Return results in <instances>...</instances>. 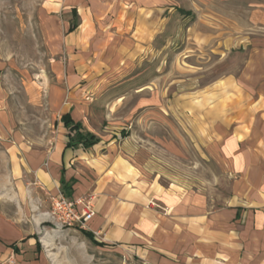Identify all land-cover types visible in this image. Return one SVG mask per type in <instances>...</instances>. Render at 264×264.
I'll use <instances>...</instances> for the list:
<instances>
[{"label":"rangeland","instance_id":"rangeland-1","mask_svg":"<svg viewBox=\"0 0 264 264\" xmlns=\"http://www.w3.org/2000/svg\"><path fill=\"white\" fill-rule=\"evenodd\" d=\"M62 6L0 0V211L12 215L13 199L25 201L26 153L48 159L75 134L61 124L71 102L92 106L90 126L112 157L148 184L133 179L135 187L221 207L235 178L223 137L264 111V0H121L99 6L98 17ZM81 24L92 38H67ZM69 74L81 76L71 89ZM53 195L45 194L53 264H160L142 245L60 227ZM177 259L162 264H189Z\"/></svg>","mask_w":264,"mask_h":264},{"label":"crops","instance_id":"crops-1","mask_svg":"<svg viewBox=\"0 0 264 264\" xmlns=\"http://www.w3.org/2000/svg\"><path fill=\"white\" fill-rule=\"evenodd\" d=\"M112 1L117 5L121 0ZM111 4L63 0L62 8L98 17L95 10ZM83 27L81 24L67 38L74 37V42L92 38L88 32L78 31ZM69 75L71 89L81 76ZM91 107L71 102L62 107V115L70 112L100 139L93 148H67L69 138L65 136L48 159L26 153L21 167V173H26L22 183L29 186L25 201L13 199L12 215L0 211V264H53L45 245L49 234L45 225L51 220L45 210V194L63 192L62 181L70 188L69 199H94L96 215L87 231L98 233L108 245H142L152 249L146 255L160 264L164 257L186 259L189 264H264V111L238 122L229 137H223V154L233 162L235 178L231 198L216 209L203 197L162 191L153 185L142 190L135 187L133 179L139 185L148 184L135 178L125 161L112 157L105 135L90 126Z\"/></svg>","mask_w":264,"mask_h":264},{"label":"built area","instance_id":"built-area-1","mask_svg":"<svg viewBox=\"0 0 264 264\" xmlns=\"http://www.w3.org/2000/svg\"><path fill=\"white\" fill-rule=\"evenodd\" d=\"M51 215L63 228L86 230L88 223L95 217L96 209L92 197L71 200L63 193L51 196Z\"/></svg>","mask_w":264,"mask_h":264},{"label":"trees","instance_id":"trees-1","mask_svg":"<svg viewBox=\"0 0 264 264\" xmlns=\"http://www.w3.org/2000/svg\"><path fill=\"white\" fill-rule=\"evenodd\" d=\"M76 11L77 9H73L74 14H76ZM61 121L63 122L65 128L75 133L74 135L72 134L68 135L69 141L67 143V148H77L79 146H82L84 149L88 150L93 148L95 145H97L100 142V139L95 134L85 130L81 122L75 121L70 112L64 114L61 117ZM62 185H63V192L67 196H69L70 188L64 181H62ZM81 232L90 239L94 238V235L89 231L81 230Z\"/></svg>","mask_w":264,"mask_h":264}]
</instances>
